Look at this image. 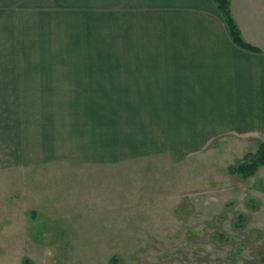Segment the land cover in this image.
I'll list each match as a JSON object with an SVG mask.
<instances>
[{
	"label": "crops",
	"instance_id": "0c3cea01",
	"mask_svg": "<svg viewBox=\"0 0 264 264\" xmlns=\"http://www.w3.org/2000/svg\"><path fill=\"white\" fill-rule=\"evenodd\" d=\"M229 1L259 52L233 43L213 0H0V169L96 172L264 141V0ZM25 41L60 52L24 56ZM70 212L57 219L91 221Z\"/></svg>",
	"mask_w": 264,
	"mask_h": 264
},
{
	"label": "rangeland",
	"instance_id": "374dc122",
	"mask_svg": "<svg viewBox=\"0 0 264 264\" xmlns=\"http://www.w3.org/2000/svg\"><path fill=\"white\" fill-rule=\"evenodd\" d=\"M55 52L25 41L24 56ZM257 146L224 139L183 162L96 172L0 169V264H264V166L228 172ZM68 210L91 221L57 219Z\"/></svg>",
	"mask_w": 264,
	"mask_h": 264
},
{
	"label": "trees",
	"instance_id": "16d2710c",
	"mask_svg": "<svg viewBox=\"0 0 264 264\" xmlns=\"http://www.w3.org/2000/svg\"><path fill=\"white\" fill-rule=\"evenodd\" d=\"M215 6L221 16L223 17L229 36L233 43L243 49H247L254 52H259V50L251 45H249L242 37L240 30L235 23L230 9L229 0H213ZM264 166V141L258 143L257 149L254 152H247L242 160L238 161L236 164L230 165L228 167V172L231 174H237L242 178H247L254 175L259 167ZM242 219L239 218V224H242ZM117 258L110 260L111 264L116 263ZM24 264H32L27 258L24 260Z\"/></svg>",
	"mask_w": 264,
	"mask_h": 264
}]
</instances>
